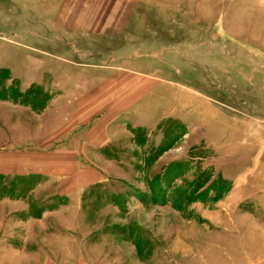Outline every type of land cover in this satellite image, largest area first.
<instances>
[{"label":"rangeland","instance_id":"rangeland-1","mask_svg":"<svg viewBox=\"0 0 264 264\" xmlns=\"http://www.w3.org/2000/svg\"><path fill=\"white\" fill-rule=\"evenodd\" d=\"M55 150L104 176L0 170V264H264V0H0V162Z\"/></svg>","mask_w":264,"mask_h":264},{"label":"crops","instance_id":"crops-1","mask_svg":"<svg viewBox=\"0 0 264 264\" xmlns=\"http://www.w3.org/2000/svg\"><path fill=\"white\" fill-rule=\"evenodd\" d=\"M67 98L66 100L73 106L77 104L76 102L80 100V97L76 95L72 96H64ZM64 97L56 98L58 101L59 99H64ZM90 130V129H89ZM87 130L83 134V143L84 144H102L101 139L104 137L103 131L101 132V129H94V133L92 131ZM83 144V145H84ZM64 151V150H63ZM55 152H48L46 155H42L41 157L33 155L34 152H29V156L27 153L20 154L19 158L16 160L14 159L9 161H2L0 162V170L4 171H15L19 170L20 172L23 171L25 174H29L30 172H36V174H50V175H56V177L59 179V184L56 187V193L58 195L62 196H72L80 191L84 190L85 187L100 181L102 177L104 176L101 174L96 167H84L82 169H67L69 166V162L75 161L76 158L74 156L67 157L66 154L60 153L59 151ZM21 153V152H20ZM37 154V153H34ZM22 156V157H21ZM44 158L46 162L49 164V169L46 170H34L33 167H37V161ZM36 163V164H35ZM51 164L53 165V170L51 169ZM70 165V164H69ZM103 175V176H102ZM44 178V177H43ZM46 178V177H45ZM4 204V203H3ZM1 226H4V221L0 223ZM19 237L26 238L25 234H19ZM35 238L38 237V235H34ZM10 239V238H9ZM6 239L4 236L0 237V242H7L10 246V240ZM9 240V241H8ZM43 241L42 238H39V241ZM12 247V246H11ZM13 250H16L13 248ZM19 254H15L13 257L20 256L21 253H25L24 249L19 250ZM7 255L3 252H0V259L4 260L6 262ZM42 264V263H41ZM44 264H54L51 261H46Z\"/></svg>","mask_w":264,"mask_h":264}]
</instances>
